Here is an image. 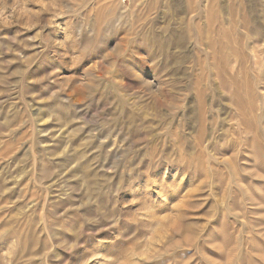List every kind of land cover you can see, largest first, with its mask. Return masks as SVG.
<instances>
[{
    "label": "rangeland",
    "instance_id": "rangeland-1",
    "mask_svg": "<svg viewBox=\"0 0 264 264\" xmlns=\"http://www.w3.org/2000/svg\"><path fill=\"white\" fill-rule=\"evenodd\" d=\"M0 264H264V0H0Z\"/></svg>",
    "mask_w": 264,
    "mask_h": 264
}]
</instances>
